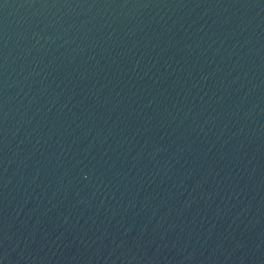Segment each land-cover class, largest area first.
<instances>
[{"label": "water", "instance_id": "1", "mask_svg": "<svg viewBox=\"0 0 264 264\" xmlns=\"http://www.w3.org/2000/svg\"><path fill=\"white\" fill-rule=\"evenodd\" d=\"M0 264H264V0H0Z\"/></svg>", "mask_w": 264, "mask_h": 264}]
</instances>
